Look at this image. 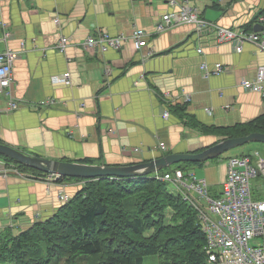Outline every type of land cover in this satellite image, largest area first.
Wrapping results in <instances>:
<instances>
[{
    "label": "crops",
    "instance_id": "obj_1",
    "mask_svg": "<svg viewBox=\"0 0 264 264\" xmlns=\"http://www.w3.org/2000/svg\"><path fill=\"white\" fill-rule=\"evenodd\" d=\"M192 2L206 20L233 28L264 8V0H220L219 7L213 0ZM167 8V0H0V52L9 46L17 53L13 89L19 103L10 111L0 94V139L40 157L123 165L199 152L219 139L190 127L178 107L216 126L261 115L263 94L246 90L240 80L256 76L264 52L252 42L236 52L233 43L217 42L213 28L197 32L188 24L159 32ZM136 27L147 32V46L131 40ZM101 31L127 35L125 46L104 53L83 47L88 35ZM62 36L72 39L64 50L58 47ZM203 62L229 64L230 71L205 78ZM230 156L194 164L215 195ZM6 167L0 158V232L18 234L52 217L65 203L61 195L71 197L85 184Z\"/></svg>",
    "mask_w": 264,
    "mask_h": 264
},
{
    "label": "trees",
    "instance_id": "obj_2",
    "mask_svg": "<svg viewBox=\"0 0 264 264\" xmlns=\"http://www.w3.org/2000/svg\"><path fill=\"white\" fill-rule=\"evenodd\" d=\"M219 1L213 0V6L219 7ZM260 16H264V8L242 25L244 30L253 31ZM184 110L177 108L191 125L185 123L206 135L222 139L264 133V112L248 122L216 126L196 122ZM244 152L239 155L248 154ZM0 158L20 171L46 175L13 158L1 154ZM91 160L78 162L103 164ZM194 164L201 163L188 162L184 169ZM65 180H83L85 184L52 217L18 234L10 228L1 231L0 264H144V257L151 254L161 257L160 264H208L198 212L181 194L172 192L167 181L155 174L61 177L58 181Z\"/></svg>",
    "mask_w": 264,
    "mask_h": 264
},
{
    "label": "built area",
    "instance_id": "obj_3",
    "mask_svg": "<svg viewBox=\"0 0 264 264\" xmlns=\"http://www.w3.org/2000/svg\"><path fill=\"white\" fill-rule=\"evenodd\" d=\"M174 9H170L163 16L167 23L172 26L180 22L188 21L192 23L194 29L202 31L209 27L214 28L217 33L218 42H238L242 46L246 42L256 40L258 35L254 31H248L218 25L208 22L199 16L197 7L191 6V0H182ZM170 13V14H169ZM170 15V18H169ZM59 22L58 17L55 18ZM164 21L163 17L161 22ZM258 22H264V16L260 17ZM174 24V25H173ZM165 31L167 28L159 29ZM147 32L142 29L137 37L142 38L139 45H146ZM6 40V35L4 37ZM127 39L126 36H113L106 31L98 34L89 35L82 42L84 48L89 50L109 51L117 48L121 42ZM72 42V39L66 36L60 38L58 47L65 49ZM24 45V42H22ZM264 52V47L260 48ZM202 52V49H199ZM17 53L9 46L0 52V94L7 96V108L14 111L19 108V103L14 95V76L13 68ZM216 63L212 66L204 63L201 66L204 76L220 75L223 71L229 72V67L220 66ZM69 73L66 72L62 77L63 81H68ZM242 86L247 90L257 91L264 94V65L257 69L254 79L245 80ZM188 100L189 97H186ZM42 103L45 101L42 100ZM166 111V110H165ZM169 115V112L166 111ZM162 149H167L164 142L160 143ZM17 171V169H11ZM264 174V155L257 151L243 157H231L228 160L227 176L222 184L219 197H213L208 190L206 179L199 178L191 171L175 169L165 172L160 179L168 181L172 185V191L178 193L184 192V198L187 199L198 212L201 221L202 230L206 236L204 246L207 255L208 264H264V199L255 200L252 198V186L250 179L258 174ZM261 188V186H259ZM185 188L191 190L192 195L186 193ZM182 194V193H181ZM63 201L68 199L67 195L62 194ZM202 201L209 205L211 216L202 207L198 205ZM262 239L259 244L254 243V239Z\"/></svg>",
    "mask_w": 264,
    "mask_h": 264
},
{
    "label": "water",
    "instance_id": "obj_4",
    "mask_svg": "<svg viewBox=\"0 0 264 264\" xmlns=\"http://www.w3.org/2000/svg\"><path fill=\"white\" fill-rule=\"evenodd\" d=\"M264 26L256 24L255 31ZM251 142H263L264 133L253 132L245 136L223 138L199 152H171L154 159L132 164H89L76 161L51 159L29 154L17 147L0 142V154L15 159L18 163L40 170L46 174L61 177L99 178V177H142L156 173L179 162H205L215 159L225 152Z\"/></svg>",
    "mask_w": 264,
    "mask_h": 264
},
{
    "label": "rangeland",
    "instance_id": "obj_5",
    "mask_svg": "<svg viewBox=\"0 0 264 264\" xmlns=\"http://www.w3.org/2000/svg\"><path fill=\"white\" fill-rule=\"evenodd\" d=\"M192 1L193 0H191V6L192 7L197 6V5H195V2H192ZM180 3H183V1L182 0H167L168 8L164 12V14L166 12H169L170 9H174L175 7H177ZM169 18H170V15H169ZM163 20L164 21H162V22L161 21H157V24L156 25L158 26L159 29H162V28L169 29L171 27V25L167 23V19H165L164 16H163ZM199 20L203 21V19H199ZM188 24L191 25L192 23H190L188 21H184V22H180L178 25H188ZM255 25L256 24H254L253 27ZM261 25L264 26V22H262ZM142 29L143 28H141V27H136L133 30V32L131 33V35H130L131 40L134 41L135 46L137 48H141V47L147 46V43H146V45H139V41L142 38H138L137 37V34ZM247 32L248 31H246L245 33H247ZM253 33L257 34L258 35V38L256 40L255 39L254 40H251V42L254 43V44H256L259 48H263L264 47V28H263V30H260V31H255L254 30ZM113 36H122V35H113ZM124 36L127 37V35H124ZM127 39H128V37H127ZM126 40L123 41V42H121L120 45L117 48H112V50H121L125 46ZM232 45L234 46L236 52H241L242 49H243V46L240 43H238L237 41L234 42ZM98 51L103 52L101 50H98ZM105 52H107V51H105ZM204 63L205 62H203L201 64V66ZM218 63H220V62H218ZM214 64H216V63H214ZM263 65L264 64L258 65L257 69L259 67L263 66ZM220 66H226V68H228L229 67V64H226V65L223 64V65H220ZM224 73H227V72H224L223 71L221 74H224ZM245 80H247V79L240 80V85L241 86H242V83L245 82ZM162 97H163V99H165L163 94H162ZM166 111L169 112V114H170V111L168 109ZM166 111H164L163 115L164 114H167ZM219 139H220V137H219ZM244 151L247 152V153H251L253 151H257L260 154H264V143L263 142L246 143V144H244V145H242V146H240L238 148L231 149V150L225 152L220 157H225V155L235 156L236 154H240L241 152H244ZM216 160H217V158L212 159V160H209L208 162L216 161ZM187 163L188 162L175 163V164H172L170 167L164 168V169H162V170H160L158 172L159 173H162L163 170H165V169L174 170L175 168H178V167L185 168V167L188 166ZM203 163H205V162H203ZM5 165L7 166L6 169H7L8 172L12 169V167H15L16 166L14 163H12V162H10L8 160H5ZM192 169H194L197 172L198 175L195 173L194 170H191V172L195 173V175H197L199 178L206 177V175H204L201 172V170H200L201 169V166L200 165H194ZM250 181H251V186H252V198L255 199V200H263L264 199V174L260 173V174H258L256 176L252 177L250 179ZM259 186H261V188ZM169 188H172V185L169 184ZM185 191H186V193H188V194L191 195V190L185 188ZM181 193L183 195H185L184 192H181ZM198 205L200 207H202L206 212H208L211 216H214L215 217V215L210 212L209 205L208 204H206V203H204L202 201H198ZM261 241H262V239H257V238L254 239V243H256V244H259ZM160 262H161V257L158 254H151V255H147V256L144 257V264H160ZM7 264H13V263H7Z\"/></svg>",
    "mask_w": 264,
    "mask_h": 264
},
{
    "label": "clouds",
    "instance_id": "obj_6",
    "mask_svg": "<svg viewBox=\"0 0 264 264\" xmlns=\"http://www.w3.org/2000/svg\"><path fill=\"white\" fill-rule=\"evenodd\" d=\"M260 17H262V16H260ZM260 17H259V18H260ZM249 91H252V90H249ZM253 92H257V91H253ZM262 94H263V93H262ZM263 97H264V94H263Z\"/></svg>",
    "mask_w": 264,
    "mask_h": 264
}]
</instances>
